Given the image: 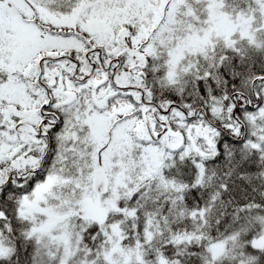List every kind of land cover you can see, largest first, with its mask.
Masks as SVG:
<instances>
[{
    "label": "snow or ice",
    "instance_id": "1",
    "mask_svg": "<svg viewBox=\"0 0 264 264\" xmlns=\"http://www.w3.org/2000/svg\"><path fill=\"white\" fill-rule=\"evenodd\" d=\"M0 264H264V0H0Z\"/></svg>",
    "mask_w": 264,
    "mask_h": 264
}]
</instances>
